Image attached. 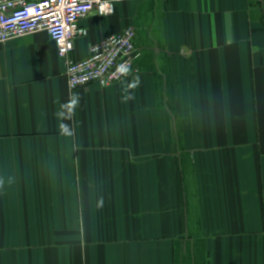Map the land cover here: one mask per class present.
<instances>
[{
  "label": "crops",
  "instance_id": "0c3cea01",
  "mask_svg": "<svg viewBox=\"0 0 264 264\" xmlns=\"http://www.w3.org/2000/svg\"><path fill=\"white\" fill-rule=\"evenodd\" d=\"M134 72L71 89L40 30L0 43V264H264V0H120Z\"/></svg>",
  "mask_w": 264,
  "mask_h": 264
},
{
  "label": "built area",
  "instance_id": "2783aa9c",
  "mask_svg": "<svg viewBox=\"0 0 264 264\" xmlns=\"http://www.w3.org/2000/svg\"><path fill=\"white\" fill-rule=\"evenodd\" d=\"M117 1L120 0H0V43L47 31L66 62L71 89L94 82L109 86L137 70L134 26L94 43L85 57L75 59L71 53L76 39L86 33L82 19L91 11L99 15L113 13Z\"/></svg>",
  "mask_w": 264,
  "mask_h": 264
}]
</instances>
